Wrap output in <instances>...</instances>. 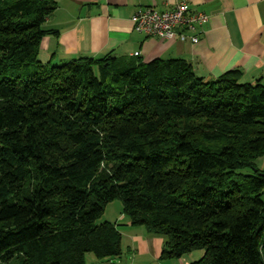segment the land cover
I'll list each match as a JSON object with an SVG mask.
<instances>
[{"label": "trees", "instance_id": "trees-1", "mask_svg": "<svg viewBox=\"0 0 264 264\" xmlns=\"http://www.w3.org/2000/svg\"><path fill=\"white\" fill-rule=\"evenodd\" d=\"M56 0H0V264L122 255L131 227L160 261L264 264V86L204 82L184 60H39ZM244 172H247L244 174Z\"/></svg>", "mask_w": 264, "mask_h": 264}, {"label": "crops", "instance_id": "crops-1", "mask_svg": "<svg viewBox=\"0 0 264 264\" xmlns=\"http://www.w3.org/2000/svg\"><path fill=\"white\" fill-rule=\"evenodd\" d=\"M178 3L207 20L194 31L176 29L171 39L133 30L132 18L139 10L169 11ZM43 29L49 34L40 41L42 64L57 66L80 57L99 59L108 54L143 62L180 59L204 82L237 71L243 83L264 86V0H56ZM178 33H183L185 40L181 41ZM194 35L197 43L189 40ZM114 223L121 245L126 243L129 264L160 261L162 238L147 234L143 227H131L125 220L119 226ZM163 264L189 263L181 258Z\"/></svg>", "mask_w": 264, "mask_h": 264}, {"label": "built area", "instance_id": "built-area-1", "mask_svg": "<svg viewBox=\"0 0 264 264\" xmlns=\"http://www.w3.org/2000/svg\"><path fill=\"white\" fill-rule=\"evenodd\" d=\"M206 20V16L189 11L183 3H178L173 9L163 12H157L151 8L139 10L132 18L133 30L137 33L165 39L175 37L176 29L194 31L197 26H200ZM177 37L181 41L186 38L183 33H178ZM189 40L192 43L198 41L195 35L189 37Z\"/></svg>", "mask_w": 264, "mask_h": 264}, {"label": "rangeland", "instance_id": "rangeland-1", "mask_svg": "<svg viewBox=\"0 0 264 264\" xmlns=\"http://www.w3.org/2000/svg\"><path fill=\"white\" fill-rule=\"evenodd\" d=\"M60 65V64H58ZM55 66V65H52ZM254 169L259 170V173L261 175H264V156L258 157L254 160ZM247 172H244L246 174ZM262 201L264 202V194L261 196ZM123 219V221L121 220ZM127 221V217L122 215V205L121 202L116 200L113 201L112 203L108 204L104 214L102 217L98 220V222H104V221H109V222H116L117 225H122L123 222ZM120 229V227H118ZM125 245L126 243L124 242L121 245L122 255L120 258L117 259H111V258H104V259H98L96 258L93 254L91 253H86L85 255V261L87 264H129L130 262V255L126 253L125 251ZM202 257V252L201 251H195L190 254H187L182 257V262H188L192 263L194 261H198ZM177 262L176 259L173 260H164V261H159L155 264H163V262ZM142 264H147V262L144 261Z\"/></svg>", "mask_w": 264, "mask_h": 264}, {"label": "water", "instance_id": "water-1", "mask_svg": "<svg viewBox=\"0 0 264 264\" xmlns=\"http://www.w3.org/2000/svg\"><path fill=\"white\" fill-rule=\"evenodd\" d=\"M259 175H261V174H259Z\"/></svg>", "mask_w": 264, "mask_h": 264}]
</instances>
